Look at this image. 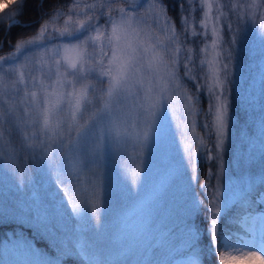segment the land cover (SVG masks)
Here are the masks:
<instances>
[{"label":"snow or ice","instance_id":"obj_1","mask_svg":"<svg viewBox=\"0 0 264 264\" xmlns=\"http://www.w3.org/2000/svg\"><path fill=\"white\" fill-rule=\"evenodd\" d=\"M23 3L17 0V6ZM170 5L173 0H150V12L142 15L139 0H68L37 34L19 38L12 45L14 50L0 56V139L8 137L13 146L11 151L0 147V164L19 188L32 190L30 196L8 207L11 211L0 208V221L11 218L26 223L46 239L51 254L20 238L30 250L35 249L42 264H65L72 258L85 264V260L58 211V207L66 208L65 200L58 201L56 192L39 195L33 190L31 173L40 171L54 179L67 197L68 217H79L87 210L98 230L100 177L93 168L100 169L106 149L113 156L120 153L126 144L122 127L143 129L137 134L143 152L161 114L166 111L176 119L177 101L182 102L181 115L186 117L180 141L186 167L181 163L180 179L188 192L177 227L179 235L194 236L189 249L195 255L194 264L214 255L220 264L238 255L264 264V243H241L238 232L222 227L225 215L231 213L223 210L219 187L225 141L230 136L226 88L233 81L229 65L241 36L250 24L255 28L257 20V36L264 41V0H175L178 21L168 14ZM149 14L151 27L144 25V16ZM7 19L17 24L12 17ZM205 95L207 110L201 106ZM199 117L203 118V135L197 133ZM201 154L216 169L212 173L216 186L200 183L192 174ZM69 159L91 177L92 191L87 196L65 174ZM251 161L241 158L237 163ZM256 178L260 183L247 193V199L261 205L264 192L255 199L253 192L257 185H264V170L250 180ZM141 180L138 172L131 173L133 194ZM235 211L229 223L243 229L239 221L250 209L238 206ZM201 214L205 228L191 222ZM205 238L207 243H203ZM66 245L76 254L68 252Z\"/></svg>","mask_w":264,"mask_h":264},{"label":"rangeland","instance_id":"obj_2","mask_svg":"<svg viewBox=\"0 0 264 264\" xmlns=\"http://www.w3.org/2000/svg\"><path fill=\"white\" fill-rule=\"evenodd\" d=\"M16 1L0 0V10L10 7ZM139 3L143 5L142 15L150 12V0H139ZM54 14L55 10L44 23ZM59 23H63V19ZM152 23L150 14L144 16L145 26L151 27ZM259 23L257 20L255 28L250 24L243 33L233 64L229 65L233 81L226 88L230 103V136L225 141L224 172L219 185L223 210L230 204L243 205L245 193L260 182V178L251 181L250 177L264 170V41L257 36ZM204 67L207 70V65ZM201 106L207 110L206 95L202 98ZM176 107V119L170 114L168 117L166 111L161 114L155 132L150 133L153 137L149 146L143 152L137 143V134H142L143 129L122 127L126 144L122 146L120 153L113 156L106 149L100 169L93 168L100 177L101 223L98 230L93 226L87 210L79 217H68L66 208L70 215L71 212L67 206V197L56 187L54 179L40 171L31 173L33 190L39 195L43 197L47 191L56 192L58 201L61 198L65 200L66 208L58 207V211L85 264H194V254L183 253L178 256L187 246L186 240L182 239H186L187 235H179L177 225L180 220L179 212L187 200L188 192L180 179L183 172L181 163L186 167V162L182 159L183 145L180 143L186 117L181 115L184 111L182 102L177 101ZM177 124L180 125L179 129ZM202 124L203 118L199 117L197 133L200 135H203ZM187 134L192 135L190 128L187 129ZM6 140L9 142L5 143ZM0 147L11 151L13 146L10 139L5 137L0 139ZM199 157L204 158L202 154ZM241 158L254 161L237 163ZM205 162L207 184L216 186L217 181L212 175L216 169L210 161L205 159ZM21 170L18 168V172ZM132 172H138L142 179L136 194L129 187ZM65 174L72 177L70 183L82 196H87L92 191L88 171L82 169L76 160L69 159L65 162ZM192 174L195 175V172ZM260 192L264 191H257L255 198ZM31 194L32 190L19 188L0 164V208L11 211L8 207ZM239 223L245 231V235H239L241 243L256 246L264 243V210L249 211ZM22 224L40 235L28 224ZM7 236V240L0 241V264H42L35 249L30 250L20 239L31 243L28 238L12 232ZM66 248L71 254H76L71 247L66 245ZM217 260L219 262L218 256ZM225 264L259 262L248 256L238 255L227 258Z\"/></svg>","mask_w":264,"mask_h":264},{"label":"trees","instance_id":"obj_3","mask_svg":"<svg viewBox=\"0 0 264 264\" xmlns=\"http://www.w3.org/2000/svg\"><path fill=\"white\" fill-rule=\"evenodd\" d=\"M91 0H89L90 2ZM68 3V0H24L22 6H17V1L12 2L10 7H7L3 10H0V17H4L2 21H0V56H7L10 51L14 50L12 45H14L17 40L21 37L23 38H31L36 31L44 24L46 18L56 9H63L65 4ZM175 0H173V6H169V15L173 16L174 20L178 21L179 18V10L174 7ZM19 12V15H15V13ZM7 17H12L17 21L16 25L10 23ZM207 164L205 159L198 156L197 158V168L195 171V175L198 177L199 182L203 184H207ZM260 182H258L259 184ZM197 190L198 186H197ZM253 191V189L247 191L244 198V204L241 205L239 203H234L228 205L224 208V211L231 213V216L225 215L222 227L227 230L229 233L238 232L239 235H245V231L241 229L239 224L233 225L229 223L232 216L236 215L235 208L238 206H243L246 209H250L251 212H256L261 209L264 210V204L256 205L251 204L247 199V193ZM257 191H264V185H257L253 192V199H255V193ZM236 205V206H234ZM234 206V208H231ZM231 208V209H230ZM194 224L199 225L200 228H205L206 224L204 221L203 215L196 216L191 221ZM20 233L23 234L25 238L30 240L31 244L37 246L40 251L44 253H50V249L48 247V242L42 236L36 234L29 227L24 226L22 223L14 222L13 220H3L0 221V241L2 239L7 240V234ZM183 240H186L187 246L186 249L183 250L178 256H182L183 253L194 254L189 249L194 242V236H188L186 239L182 237ZM203 243H207L206 238ZM80 261L78 259L72 258L67 260L65 264H78ZM202 264H219L217 260V256L212 257H202Z\"/></svg>","mask_w":264,"mask_h":264}]
</instances>
